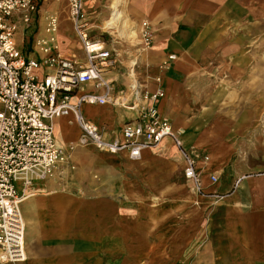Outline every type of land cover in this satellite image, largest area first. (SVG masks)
Listing matches in <instances>:
<instances>
[{
  "label": "crops",
  "instance_id": "crops-1",
  "mask_svg": "<svg viewBox=\"0 0 264 264\" xmlns=\"http://www.w3.org/2000/svg\"><path fill=\"white\" fill-rule=\"evenodd\" d=\"M35 2L33 21L15 35L17 48L24 53L44 34L45 22L39 24V19L45 3L57 19L53 7L61 4L60 11L74 33L66 0ZM109 3L83 0V8L93 37L110 41L107 31L125 42L123 49L129 56L111 76L113 94L129 106L84 105L82 112L107 137L118 138L123 124L145 105L135 98L127 72L128 61L136 56L140 24L148 21L154 32L150 49L138 57L140 92L162 88L164 97L156 103L159 112L182 134L186 147L208 155L209 161L199 164L201 190L185 179L183 160L168 138L157 148L143 151L139 161L77 146L92 149L88 158L104 163L98 192L92 193L91 185L82 196L58 191L54 178L35 181L27 188L18 182V193L24 197L20 211L25 258L17 264H264V138L248 134L253 115L264 110V97L250 102L245 100L249 96L211 85L208 104L199 110L200 98L193 95L196 86L187 89L193 80H208L199 74L207 61L211 73L214 68L218 73L221 64L237 77L255 63L253 78L258 81L237 93L264 94V50L260 51L264 0H124V10L119 3L116 10L120 22L106 30L103 25L114 5ZM57 41L63 57L79 68L85 66L77 38L66 43L58 27ZM75 47L82 52L81 59L73 52ZM169 55L175 60L168 70H160ZM155 77L161 78L159 85ZM209 81L213 82L212 77ZM250 108L252 113H247ZM70 119L55 120L54 138L75 159L68 145L77 143L80 129ZM158 158L166 166L156 170L159 175L154 178L152 162ZM174 171L180 177L171 183ZM145 173L141 181L138 175ZM211 175H216V184H211ZM139 205L146 207L144 211H139Z\"/></svg>",
  "mask_w": 264,
  "mask_h": 264
},
{
  "label": "built area",
  "instance_id": "built-area-1",
  "mask_svg": "<svg viewBox=\"0 0 264 264\" xmlns=\"http://www.w3.org/2000/svg\"><path fill=\"white\" fill-rule=\"evenodd\" d=\"M35 1L0 0V264H17L25 258V224L17 183L27 188L35 181L50 179L68 162L67 149L59 147L54 138V122L59 118L70 117V123L79 127L76 146L112 156L125 154L130 161H139L143 151L170 139L183 160L185 179L198 192L202 175L199 164L209 161L208 155L186 147L182 134L159 112L156 103L164 97L162 88L140 92L138 57L150 49L153 37L148 21L140 24L136 56L128 61L127 72L135 98L145 105L123 124L120 137L111 138L85 118L82 107L129 106L113 94L111 76L129 56V51L123 49L125 42L107 31L110 41L93 37L83 0H66L85 66L79 68L59 53L55 15L45 18L44 34L24 53L17 48L15 35L21 26L27 27L33 21ZM174 60L175 56L169 55L159 69L168 70ZM153 80L161 83L160 77ZM209 180L211 184L218 181L216 175L209 176Z\"/></svg>",
  "mask_w": 264,
  "mask_h": 264
},
{
  "label": "rangeland",
  "instance_id": "rangeland-1",
  "mask_svg": "<svg viewBox=\"0 0 264 264\" xmlns=\"http://www.w3.org/2000/svg\"><path fill=\"white\" fill-rule=\"evenodd\" d=\"M59 0H53V2H56ZM92 1V0H91ZM112 2H114L113 0H110L111 4ZM49 3V2H48ZM113 4V3H112ZM120 6L119 9L120 10H124V0H121L119 2ZM50 5H46V3L42 6L41 8V16L39 19V24H44L45 22V18L49 15H55L51 9ZM61 8V4L60 3H56L55 6L53 7L54 10H56L58 12V27H59V31L61 36L64 38V41L66 43L68 42H76V35L74 33H72L71 27H70V23L65 20L64 14L60 11ZM87 18L88 15L86 14ZM94 16V15H92ZM120 16V15H119ZM121 18V17H120ZM120 21H117V23H119ZM107 25V24H106ZM44 27V26H43ZM40 29V27H39ZM154 32V31H153ZM122 33V32H120ZM264 50V46L260 47V51ZM73 52L76 54L78 59L82 58V52L80 50H78L76 47L73 48ZM255 63H250L249 67H248V71L244 72L242 74V76L237 77L235 76L234 73H231L230 70L225 71L222 68V65L219 64L218 66V73H216V69L214 68L213 73H211V63L207 61L206 65L201 67L199 69V74L203 75V77H206L208 80H205L203 82H200V80L198 81H192L189 82V84L187 85V89L192 88V86L195 87V92L193 93V95L196 98H200L201 102H197L196 107L202 109L203 107L207 106V97L210 95V89L213 88L212 86L215 85H222L228 88L229 91L231 92H235V94L239 95L240 97H242L243 95L245 97H248L247 99H245L246 101H257V99L261 97H264V94H252V93H241L238 94L237 91H240L241 88H245V87H250L253 86V81L256 80L258 81L256 78H253L254 75H257L253 68V65ZM254 69V70H253ZM201 70V71H200ZM255 73V74H254ZM217 74V77H216ZM234 74V75H233ZM213 79V82L211 83V81H209L210 79ZM242 88V89H243ZM261 100V99H260ZM259 100V101H260ZM252 109L250 108L249 110L247 109L246 112L247 113H252ZM253 119L251 121V125L248 127V134L249 136L251 135H258L260 137L264 138V110L258 111L255 115H253ZM65 130H67L68 128L66 126H64ZM207 129V128H206ZM203 130V135L205 130ZM206 133V132H205ZM71 146L72 149H69V154H73V157H75V159L71 158V156L69 155L68 157V162L66 165H63V167L61 169H59L58 171L55 172V174H53V176L51 178H54L56 180V189L58 191H63L65 193H74L78 196H82L84 192L87 191V187L88 185H91V192L92 193H96L98 192L97 189V183H100L101 181V173H102V169L104 166L103 161L100 160H96V159H92V158H88V151H92V149L89 148H78L76 146V142L70 143L68 145V147ZM155 161L152 162V165H154L155 167V173L153 174L154 178H156L159 174H156V170L159 171L161 169V167L166 166L165 163H162L161 159H154ZM170 181L172 182H177L179 180V173L178 171H174V172H170ZM147 173L143 174V175H138V177H140L142 180L144 181V178L146 177ZM139 193L143 192L141 191V189L138 190ZM156 202L158 203V199H154L153 203ZM144 207L143 205H139V211H144ZM155 207V205L153 206ZM146 208V207H145Z\"/></svg>",
  "mask_w": 264,
  "mask_h": 264
},
{
  "label": "bare ground",
  "instance_id": "bare-ground-1",
  "mask_svg": "<svg viewBox=\"0 0 264 264\" xmlns=\"http://www.w3.org/2000/svg\"><path fill=\"white\" fill-rule=\"evenodd\" d=\"M120 1H121V0H114V2H113L114 5H113V7H112V10H113V11L110 13V15L108 16V19L106 20V24H107V25H106V26L103 25V28H104V29H106V30L111 29L113 24H115L117 21H120V20H121V18H120L121 16H119L118 13H117L118 11L116 12V10H117V5H118V3H119ZM121 15H122V14H121ZM57 33H58V31H57ZM57 33H56V38H57ZM57 43H58V41H57ZM57 46H58V45H57ZM58 49H59V46H58ZM66 53H67V54H66L67 56H69V57H70V56L73 57L72 54H71L69 51L66 50ZM66 55H65V56H66ZM176 131H177V130H176ZM178 132H179V131H178ZM21 200H22V201L24 200V197H23V196H22V199H21Z\"/></svg>",
  "mask_w": 264,
  "mask_h": 264
}]
</instances>
